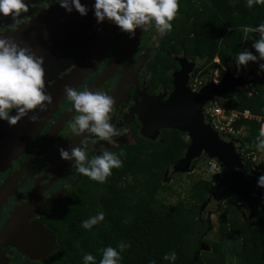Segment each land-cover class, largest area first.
<instances>
[{
  "label": "trees",
  "instance_id": "obj_1",
  "mask_svg": "<svg viewBox=\"0 0 264 264\" xmlns=\"http://www.w3.org/2000/svg\"><path fill=\"white\" fill-rule=\"evenodd\" d=\"M178 4L172 30L163 37L173 41L172 52L198 56L205 72L217 66L212 62L215 56L221 63L230 61L233 65L235 53L244 48L258 55L251 48L258 34L251 29L264 22V4L252 8L245 6V0H178ZM247 68L257 70L258 62H249ZM252 88L251 94L248 89L228 93L224 104L238 111L248 110L253 116H241L234 126L243 128V140L257 150L253 142L264 123V72ZM188 144L189 138L180 130L166 128L159 141L141 142L121 157L123 164L113 168L100 203L90 210L80 202L65 208L58 219L52 262L83 264V254L90 252L99 264L100 249L126 241L130 247L121 253V264H195L197 257L200 264H264L263 201L253 207L248 218L249 209L228 193L219 206L217 228L212 231V223L201 209L214 187L211 181L195 179L188 197L174 203L160 196L173 190L163 182L165 172L182 157ZM198 165L201 163H194V169L200 168ZM184 174L191 173L180 172L176 179ZM98 210L104 212V220L92 230L83 229L80 222ZM204 242L207 250L201 247ZM173 250L176 261L164 260V254Z\"/></svg>",
  "mask_w": 264,
  "mask_h": 264
},
{
  "label": "flooded vegetation",
  "instance_id": "obj_2",
  "mask_svg": "<svg viewBox=\"0 0 264 264\" xmlns=\"http://www.w3.org/2000/svg\"><path fill=\"white\" fill-rule=\"evenodd\" d=\"M26 2L30 6L26 14L28 21L13 29V21L6 20L9 30L0 35L12 38L37 56L52 36L54 22L50 14L44 13L59 3L54 0ZM110 26L111 39L97 60L81 59L45 81V92L53 101L46 111L30 110L14 126L6 122L5 140L0 138V232L17 215L16 209L30 202L34 206L24 217L20 215L12 235L0 240V264H51L50 255L57 247L58 219L65 208L80 202L90 210L102 200L103 188L111 181L113 169L101 184L75 173L71 161L61 159L58 147L70 150L80 144L91 157L102 146L117 154L123 152V157L141 142L159 141L166 128L159 129L154 138L141 131L146 102L150 104L157 97L160 102L165 101L184 69L188 87L191 79L204 71L202 59L185 51L172 52L173 41L154 29H140L138 33L137 29L135 37L129 38L115 24L110 22ZM66 85L79 91L102 90L112 96L115 103L111 121L120 127L122 135L93 144L89 134H73L69 122L77 113L65 96ZM11 114L15 115V110ZM32 115L39 119L31 121ZM29 132L26 144L14 152L13 158L5 160ZM153 132L149 130L151 135Z\"/></svg>",
  "mask_w": 264,
  "mask_h": 264
},
{
  "label": "clouds",
  "instance_id": "obj_3",
  "mask_svg": "<svg viewBox=\"0 0 264 264\" xmlns=\"http://www.w3.org/2000/svg\"><path fill=\"white\" fill-rule=\"evenodd\" d=\"M54 3H59L68 13L75 9L81 16L89 11L81 0H54ZM258 4H264V0H245L248 8ZM178 7V0H93L91 5L97 24L108 20L120 31L127 33L129 38L135 37L137 29H154L161 36L170 32ZM29 8L26 0H0V34L9 30L6 20L13 21V29L28 21L26 14ZM251 31L258 34L251 41V48L258 55L248 48L235 53L232 62L236 75H239L241 69H246L249 62H258L257 74L264 72V62H261L264 61V22L258 23ZM43 63V57L36 56L27 47H20L12 38L0 35V120L6 121L9 126L16 125L30 110L39 108L40 111H46L52 104V96L45 92ZM224 70L227 68L224 67ZM213 83L218 84L219 81ZM64 92L77 113L69 122L73 134L79 136L87 133L93 144L98 140L110 141L122 135L120 127L111 121L115 103L112 96L102 90L79 91L67 85ZM13 110L15 115L11 114ZM29 119L36 122L39 117L32 115ZM253 143L258 151L264 150V127L259 130ZM101 148L98 154L91 157L87 156L86 148L80 144L70 150L58 147V151L61 159L71 161L70 166H75V173L102 184L111 175L113 168L122 166L123 152L117 154L102 146ZM257 186L264 188V173L257 178ZM104 215L103 211L98 210L95 215L83 219L80 226L85 230H92L94 225L104 220ZM129 247L128 242L121 241L117 247L106 246L100 249L99 264H121V253ZM163 259L175 262V250L165 253ZM82 261L83 264H96V257L85 252ZM149 264H155V261H149Z\"/></svg>",
  "mask_w": 264,
  "mask_h": 264
},
{
  "label": "water",
  "instance_id": "obj_4",
  "mask_svg": "<svg viewBox=\"0 0 264 264\" xmlns=\"http://www.w3.org/2000/svg\"><path fill=\"white\" fill-rule=\"evenodd\" d=\"M81 3L89 8L84 16H81L75 9L68 13L60 5L49 8L44 13L45 16L50 14L54 22L51 25L53 27L51 38L45 41L43 49L37 55L43 57L42 67L45 70V81L64 68L78 63L81 59L97 60L100 51L111 39L113 30L110 21L105 20L97 24L91 8L93 0H81ZM139 31L140 29L137 33ZM186 72L187 70L184 69L181 76L176 78L174 89L165 101L160 102L157 97L150 100V104L146 102L147 111L145 119H142L141 131L145 136L152 138L161 128L178 129L184 133L189 138V144L182 157L171 165L174 171H190L194 162L203 155L216 160L222 167V172L211 190V198L220 201L228 193H233L247 206L250 217L253 207L260 201L264 202V188L257 186L259 176L246 170L234 142L221 138L204 121L201 112L206 101L245 88L248 84V77L243 75L234 77L231 70L227 69L218 84L205 81L197 91H191L186 84ZM6 125V121H0L2 141L5 140L3 134ZM149 130L154 131L152 135ZM29 137L30 132L25 133L5 160L13 158L14 152L20 146L25 145ZM208 200L207 198L202 204L201 209ZM33 206L30 202L14 211L17 215L12 217L0 232V240L12 235V231L20 222L18 219L20 215L24 217ZM18 236L21 237L19 234ZM25 239L23 236V240ZM206 246L208 247L207 244ZM206 248L204 247V250H207Z\"/></svg>",
  "mask_w": 264,
  "mask_h": 264
},
{
  "label": "built area",
  "instance_id": "obj_5",
  "mask_svg": "<svg viewBox=\"0 0 264 264\" xmlns=\"http://www.w3.org/2000/svg\"><path fill=\"white\" fill-rule=\"evenodd\" d=\"M215 58H213L212 62L219 64L220 67L218 68L217 65L216 67L209 70V78H204L203 75L205 71H202L201 74L197 73L196 76L190 81V90L197 91L205 81H220L222 75L225 72L224 67H226L227 69L231 70L234 77H238L240 75L248 77V84L243 89H248V94H251V92L253 91L252 86L253 84H257V78L261 77V72L257 74L258 69L252 71L250 68H246L241 69L239 75H236V68L234 64L231 65L230 68L220 63L218 56H215ZM226 95L227 94L222 96H216L215 98L208 100L204 103L201 109L204 121L208 123L209 126L221 138L233 141L235 146L237 147V151L239 152L243 163L245 164L246 170L253 175L259 176V174L262 172V168L257 162V155L260 152H258L257 150H252L250 148V145L243 140V128H237L234 126V122L241 116L244 118H251L253 116L248 110L238 111L225 105L224 103L228 100V97ZM263 125L264 124H262V126ZM215 165L216 163L213 164V166ZM244 207L247 208L245 204ZM257 208L259 209V206Z\"/></svg>",
  "mask_w": 264,
  "mask_h": 264
},
{
  "label": "rangeland",
  "instance_id": "obj_6",
  "mask_svg": "<svg viewBox=\"0 0 264 264\" xmlns=\"http://www.w3.org/2000/svg\"><path fill=\"white\" fill-rule=\"evenodd\" d=\"M44 44H45V42H44ZM217 65H218L217 67L219 68L220 67L219 64H217ZM223 65L231 68L232 63L230 61H228L226 64H223ZM209 72L210 71L204 72V75H203L204 78L210 77ZM257 162L260 164L261 168H264V151H261L260 153H258ZM194 163L196 165H197V163L198 164L201 163L202 166L198 165V166H200V168H196V169H194V167H193L190 171L185 172L188 174L191 173L190 175L184 174L182 176V178H180L178 180L176 179V177L180 176V172L174 171L173 166H171L172 164L166 169L163 182L166 183L167 185H169L171 187V189H173V190L164 191L160 196L165 197V199L168 203H174V202H176V200H178V198H187L189 187L195 179H199V178L208 179L214 185L215 182L217 181L218 177L221 175L222 167L220 166V164L216 160H214L212 158H209V157L203 155L200 158H198ZM214 163H216L215 166H213ZM182 173H184V172H182ZM208 199L209 200L207 201L206 205L204 206V208L202 210H203V214L205 216H208V219H210V221L212 223L211 227L213 228L212 231H214L217 228V224L220 220L221 211H220L219 206L224 202L225 197H223V199L220 201H216L213 198H211V196L209 195ZM242 209H244V208H242ZM207 237H209V236H207ZM206 244L207 243H205V242L202 244V249H204V247L205 248L207 247ZM206 249H208V247ZM231 260L232 261L234 260L233 257L231 258ZM200 263H201V260L199 257H197L195 259V264H200ZM51 264H59V263L52 262Z\"/></svg>",
  "mask_w": 264,
  "mask_h": 264
},
{
  "label": "bare ground",
  "instance_id": "obj_7",
  "mask_svg": "<svg viewBox=\"0 0 264 264\" xmlns=\"http://www.w3.org/2000/svg\"><path fill=\"white\" fill-rule=\"evenodd\" d=\"M263 127H264V125H263Z\"/></svg>",
  "mask_w": 264,
  "mask_h": 264
}]
</instances>
